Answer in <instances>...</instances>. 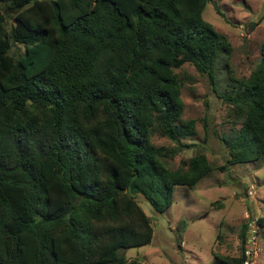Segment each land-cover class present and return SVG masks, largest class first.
Wrapping results in <instances>:
<instances>
[{"label": "trees", "instance_id": "1", "mask_svg": "<svg viewBox=\"0 0 264 264\" xmlns=\"http://www.w3.org/2000/svg\"><path fill=\"white\" fill-rule=\"evenodd\" d=\"M209 1L0 0V264H148L121 253L153 236L135 194L162 213L174 186L212 170L203 153L166 165L193 145L180 144L193 121L174 69L213 78L231 50L202 17ZM230 86L218 97L240 128L226 162L264 159V41ZM240 236L220 264H241L245 225Z\"/></svg>", "mask_w": 264, "mask_h": 264}, {"label": "rangeland", "instance_id": "2", "mask_svg": "<svg viewBox=\"0 0 264 264\" xmlns=\"http://www.w3.org/2000/svg\"><path fill=\"white\" fill-rule=\"evenodd\" d=\"M202 17L227 38L231 50L228 55L219 54L213 78L189 63L174 69L180 82L181 119L193 121V133L180 135V144L193 145L179 146L166 165L177 169L182 159L203 153L212 170L193 188L174 186L172 203L162 213L154 211L141 194H135L150 218L153 236L147 245L123 250L128 259L148 264H220L215 255L237 256L243 225L251 235L258 226L256 218L264 215V159L226 162L229 150L223 138L232 140L240 121L230 116L231 106L218 97L227 93L235 80L247 78L259 62L264 0H210ZM7 22L12 23L9 15ZM152 142L168 149L175 147L169 138L157 133ZM259 243L264 248V233ZM259 264H264V250Z\"/></svg>", "mask_w": 264, "mask_h": 264}, {"label": "built area", "instance_id": "3", "mask_svg": "<svg viewBox=\"0 0 264 264\" xmlns=\"http://www.w3.org/2000/svg\"><path fill=\"white\" fill-rule=\"evenodd\" d=\"M258 218L255 220L256 226L255 230L249 235L248 226L245 228V233L248 235L245 236L243 243V248L241 250V264H259V257L263 252L264 248L260 245V235L264 233V227L261 228V225L258 224ZM257 228H260V233L257 232Z\"/></svg>", "mask_w": 264, "mask_h": 264}]
</instances>
